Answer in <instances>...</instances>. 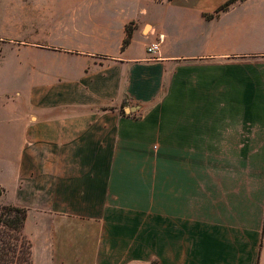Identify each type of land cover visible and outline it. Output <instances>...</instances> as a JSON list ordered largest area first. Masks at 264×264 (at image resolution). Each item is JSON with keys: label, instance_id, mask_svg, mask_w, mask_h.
Wrapping results in <instances>:
<instances>
[{"label": "crops", "instance_id": "crops-1", "mask_svg": "<svg viewBox=\"0 0 264 264\" xmlns=\"http://www.w3.org/2000/svg\"><path fill=\"white\" fill-rule=\"evenodd\" d=\"M227 1L0 0L34 264H264V2Z\"/></svg>", "mask_w": 264, "mask_h": 264}, {"label": "trees", "instance_id": "trees-1", "mask_svg": "<svg viewBox=\"0 0 264 264\" xmlns=\"http://www.w3.org/2000/svg\"><path fill=\"white\" fill-rule=\"evenodd\" d=\"M228 0L221 6L226 8ZM130 29L123 44L129 41ZM3 189L0 187V195ZM26 210L11 204H0V264H34L32 242L25 232Z\"/></svg>", "mask_w": 264, "mask_h": 264}, {"label": "rangeland", "instance_id": "rangeland-1", "mask_svg": "<svg viewBox=\"0 0 264 264\" xmlns=\"http://www.w3.org/2000/svg\"><path fill=\"white\" fill-rule=\"evenodd\" d=\"M254 2H264V0H254ZM2 10L3 8L2 6H0V34H3V32L1 31L10 32L12 26L10 21L8 19H4V16H2L3 15L1 13ZM4 42L5 43L0 45V57L4 56V58L7 57L9 59L12 53V51L10 50V44L7 43L8 41H4Z\"/></svg>", "mask_w": 264, "mask_h": 264}, {"label": "built area", "instance_id": "built-area-1", "mask_svg": "<svg viewBox=\"0 0 264 264\" xmlns=\"http://www.w3.org/2000/svg\"><path fill=\"white\" fill-rule=\"evenodd\" d=\"M157 49V43H152L150 44V46L148 47V52L150 53H154Z\"/></svg>", "mask_w": 264, "mask_h": 264}]
</instances>
